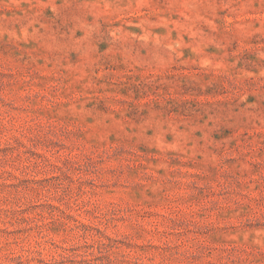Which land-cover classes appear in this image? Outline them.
Segmentation results:
<instances>
[{
    "label": "rangeland",
    "instance_id": "obj_1",
    "mask_svg": "<svg viewBox=\"0 0 264 264\" xmlns=\"http://www.w3.org/2000/svg\"><path fill=\"white\" fill-rule=\"evenodd\" d=\"M0 264H264V0H0Z\"/></svg>",
    "mask_w": 264,
    "mask_h": 264
}]
</instances>
